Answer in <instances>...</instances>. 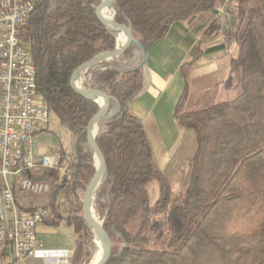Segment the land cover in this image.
<instances>
[{"label": "trees", "instance_id": "obj_1", "mask_svg": "<svg viewBox=\"0 0 264 264\" xmlns=\"http://www.w3.org/2000/svg\"><path fill=\"white\" fill-rule=\"evenodd\" d=\"M101 1L36 0L19 28L23 45L33 55L37 92L75 136L72 158L64 146L52 150L70 176L58 179L45 201L51 210L47 222L65 221L74 227L73 264H89L96 249L81 197L96 171L87 123L99 104L73 90L68 80L81 63L116 48V33L95 13ZM223 1L116 0L111 6L113 16L132 28L136 40L118 59L136 64L125 70L117 60H105L90 68L84 80L119 102L118 111L100 122L96 134L108 167L94 199L95 212L104 218L113 241L107 264H264V0L229 2L236 27L223 37L227 46H237L231 65L234 96L185 110V82L174 118L195 131L196 148L190 181L179 195L173 196L143 121L132 110L146 83L142 48L147 51L165 37L175 22L213 13ZM221 28L216 19L204 39H215ZM201 53L199 46L193 48L183 64L185 79ZM155 186L158 195L152 201Z\"/></svg>", "mask_w": 264, "mask_h": 264}, {"label": "built area", "instance_id": "obj_2", "mask_svg": "<svg viewBox=\"0 0 264 264\" xmlns=\"http://www.w3.org/2000/svg\"><path fill=\"white\" fill-rule=\"evenodd\" d=\"M229 2L216 5L222 18L229 15ZM35 3L0 0V264H26L41 253L44 242L38 226L47 222L51 210L45 203L22 208L16 191L47 195L52 189L47 173L62 168L57 152L36 150L50 111L36 90L33 55L19 37Z\"/></svg>", "mask_w": 264, "mask_h": 264}, {"label": "crops", "instance_id": "obj_3", "mask_svg": "<svg viewBox=\"0 0 264 264\" xmlns=\"http://www.w3.org/2000/svg\"><path fill=\"white\" fill-rule=\"evenodd\" d=\"M232 18L233 15L230 14V19L225 18L229 19L230 22L225 23L222 21L224 19L215 10L213 13L196 14L190 22L177 21L171 26L169 33L165 36L172 42L174 47H179L183 51V54L177 56L175 59L174 65L169 67L165 64V61L156 64L152 60L146 64L145 58L144 64L147 66V81L143 91L132 102V110L143 121L156 159L160 160L163 158L159 155L158 150L165 148L166 139L163 135L165 130L167 132L164 126L165 117L175 119L174 113L177 102L183 92L185 82L189 81L192 73H196L194 78L198 76L199 79L210 76L222 77L225 75L226 78L228 77L230 83L229 99L234 96L235 75L232 73L231 65L232 57L237 51V46H227L224 44L223 37L225 32L234 30L236 27V22ZM216 19H219L222 24L220 37L204 39L207 36L205 32ZM163 38L156 40L145 51V56L147 52L154 55L160 53L159 49L161 50V46L158 43ZM197 46L202 49L201 56L190 67V70L187 72V79H185L183 64L189 60L193 48ZM170 48L171 50L174 49L172 46ZM177 74H181V77L176 76ZM188 84L189 95L186 103L189 100L191 91L190 83L188 82ZM37 151L45 152L46 150L38 143ZM46 196L16 191L17 201L24 209L35 207L39 203H45ZM38 236L43 240L44 246L41 253L28 258L26 264H73L76 234L72 225L65 221L58 225L45 222L38 226Z\"/></svg>", "mask_w": 264, "mask_h": 264}, {"label": "rangeland", "instance_id": "obj_4", "mask_svg": "<svg viewBox=\"0 0 264 264\" xmlns=\"http://www.w3.org/2000/svg\"><path fill=\"white\" fill-rule=\"evenodd\" d=\"M219 3H217V5ZM111 10H112L111 13L114 15V10L112 7ZM230 14L231 13L229 11V15L227 17L229 19H230ZM192 18H194V16L182 21L190 22ZM223 19L224 20L222 21L225 23L230 22L229 19L228 20L225 18ZM221 33L222 32H220V35ZM220 35L218 37H220ZM116 39H117V35H116ZM117 44H118V39L116 42V46ZM158 45L161 46V50L159 49L160 53L154 55L150 52L149 53L147 52L145 56L146 64H148L150 60H152L153 63L156 64L165 61V64L170 67L171 65H174L177 56L183 54V51L179 47L178 48L174 47L172 42L167 37H164L162 41L158 43ZM171 46L174 49L171 50L170 48ZM233 46L235 45L233 44L232 47ZM113 60H117L119 62L118 67L120 69H125V70L129 69L132 65L136 64V62L129 63L125 61H119L118 58L110 59V61ZM146 64L143 67L145 81H147ZM189 70L190 68L188 69V71ZM87 72L85 71L86 77H84L80 82L82 86H86L84 85V80L89 76L87 75ZM195 74L196 73H192L188 81L190 83L191 91H190L189 100L184 107L185 110H196V109L206 108L216 102L229 100L230 83L228 77L226 78V76L224 75L222 77L210 76L203 79H199L198 76L197 78H194ZM176 76L181 77V74H177ZM112 103H113V109H115L117 106V101L112 100ZM48 119H49V122L47 124L48 129L40 133V135L38 136V143L41 146H43L46 151H52L55 149H59L61 146H64L68 154L70 155V158H72V153L74 150L73 143L75 136L60 124L55 114L50 113ZM164 126L166 127L165 129H167V132L165 130L163 134L166 139L165 148L158 150L159 155L162 156L163 158L160 160L156 159V157L154 158L160 169L169 177L173 196H177L183 192L185 186L190 181L192 157L196 148V134L193 129L180 126L172 117H168V118L165 117ZM61 167L62 168H58L56 170H52L47 173V175H49L48 177H50L51 179L52 188L58 179L62 178L63 176H67V177L70 176V171H68L65 166H61ZM9 178L10 180H12L13 176L9 175ZM50 192L51 191H49V193ZM157 195H158V189L155 186L151 194L152 201L156 200ZM97 217L98 219H101L98 215ZM156 227L161 228V225L158 223ZM166 230H167V235H165V238L164 237L162 238L163 243H165L168 239V228ZM97 250L98 247L96 244V249L91 261H93L97 253Z\"/></svg>", "mask_w": 264, "mask_h": 264}, {"label": "water", "instance_id": "obj_5", "mask_svg": "<svg viewBox=\"0 0 264 264\" xmlns=\"http://www.w3.org/2000/svg\"><path fill=\"white\" fill-rule=\"evenodd\" d=\"M115 1L116 0H102L96 5L95 13H96L97 18L109 28L114 30V28H112V25H118L126 29V31L128 32L127 40L122 46H119L117 44L115 49L100 52L96 54L95 56H93L91 59L81 63L79 66H77L73 70L68 80L69 85L73 90L77 91L78 93L86 97L93 98L99 104L98 109L92 114V116L90 117L87 123V141H88V145L93 150L96 171L94 175L92 176V178L87 183L85 190L83 192V195H82V207H83V212H84V216L86 219V223L90 227L91 231L93 232V235L101 239V241L103 242V246H104L103 257L98 263H95V264H107L108 263L113 253V241H112L110 233L108 232V230L105 228L103 224L104 218L96 220L93 218L91 214V200L92 198L95 199V193L101 187L104 177L107 174V169H108L105 154L99 142L96 139L97 132H94L93 129L97 121L106 120L107 118L111 117L114 113L118 111L119 102L112 95H110L104 88L99 87V86H93V85L82 86L81 84L79 86H76L74 84V79H75L77 72L81 69H86L85 71L87 72L90 68L96 66L97 64L105 60L118 58L130 46V44L133 41H136L132 28L126 22L118 20L114 16L109 19H105L101 15V10L108 6L111 7ZM142 56L143 57H142V61L140 65L144 64V61H145V49L143 48H142ZM84 77H86V75H84ZM96 95H102L104 97L103 100L98 101L95 98ZM112 100L117 101V106L115 109H113V111L110 110V105H111ZM101 179H102V182L99 183ZM91 224H94L96 226V231L92 228ZM89 264H93L92 261Z\"/></svg>", "mask_w": 264, "mask_h": 264}, {"label": "bare ground", "instance_id": "obj_6", "mask_svg": "<svg viewBox=\"0 0 264 264\" xmlns=\"http://www.w3.org/2000/svg\"><path fill=\"white\" fill-rule=\"evenodd\" d=\"M111 11H112L111 7L108 6V7L103 8L101 10V15L103 16V18L109 19V18L113 17V14L111 13ZM112 28H114V30L116 32L117 39H118V45L122 46L125 43V41L127 40V38H128V32L126 31V29H124L123 27L118 26V25H112ZM85 70L86 69H81V70H79L77 72V74L75 76V79H74V84L76 86H79L81 80L84 78V75L86 74ZM95 98L98 101H102L104 97L102 95H96ZM100 122H101V120H99V121H97L95 123L94 129H93L94 132H97ZM101 182H102V179L100 180L99 183H101ZM93 201H94V198H92V200H91V214H92L94 219L99 220L97 215H96V212H95V207H94ZM91 226L96 231V226L94 224H91ZM95 240H96V244H97L98 250H97V253H96V255H95V257H94V259L92 261L93 264L98 263L101 260V258L103 257V254H104L103 242L98 237H96Z\"/></svg>", "mask_w": 264, "mask_h": 264}]
</instances>
